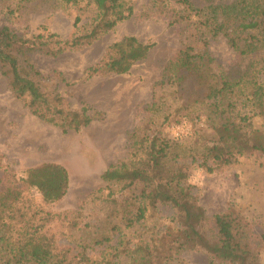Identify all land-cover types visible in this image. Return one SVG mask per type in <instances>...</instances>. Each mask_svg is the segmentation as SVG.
<instances>
[{
    "label": "rangeland",
    "instance_id": "rangeland-1",
    "mask_svg": "<svg viewBox=\"0 0 264 264\" xmlns=\"http://www.w3.org/2000/svg\"><path fill=\"white\" fill-rule=\"evenodd\" d=\"M193 1L200 7L210 4L207 0ZM131 2L133 15L100 35L91 45L67 50L54 57L40 51L20 54L21 61L28 58V62L36 64L43 74L34 77L44 90L63 95L74 109L88 108L93 120L80 131L64 132L59 125L34 115L26 102L13 94L8 77L0 67V178L10 173L22 178L30 167L44 162L61 163L68 169L70 188L61 201L48 204L35 188L27 192L41 208L53 214L61 213L62 216L55 217L46 228L61 245L73 247L74 240L89 242L104 232L110 234L111 223L118 220L124 226L120 219L126 205L109 201L108 185L102 179V173L111 164L128 159L134 147L140 174L143 178L154 177L149 151L142 141L133 145L135 131L150 126L154 133L188 144L196 141L199 134L209 138L217 136L212 125L227 124V147L250 146L246 133L248 125L241 122L236 112L226 105L214 112L210 105L213 99L194 101L193 93L198 97L207 93L204 85L190 77L186 91L163 79V75L169 60L187 45L194 46L197 51L206 48L208 66L220 78L252 76L253 66L261 60L255 55L240 57L224 35L208 37L205 46L207 37L197 33L194 25L188 21H175L174 8L180 10L182 7L174 0ZM94 8L90 0H79L76 5H64L60 0H0V30L9 26L25 37L55 33L63 39H71L84 29L82 25L90 24ZM76 17L81 18L78 24ZM125 36H135L153 44L147 57L136 62L126 73L90 76L88 68L104 57L109 45ZM6 44L0 34V47ZM260 79L264 80V74ZM154 103H157L156 107H152ZM207 114L216 115L209 120ZM252 121L254 126L264 128V116L255 115ZM181 162L189 164L188 182L193 185L198 203L205 210L202 232L211 233L213 215L226 210L230 204L240 208L251 221L259 222L255 231H262L264 153L247 155L240 158L239 163L223 166L213 173H208L197 162L189 163L187 157ZM112 186L115 198L125 200L126 204L133 203V194L141 188L135 185L122 190L120 185ZM100 188L104 190L99 191ZM117 209L119 214H116ZM157 214L149 222H158L161 226L171 223V207L161 206ZM110 215L114 217L112 221ZM139 224L135 226L140 227ZM186 244L187 248L171 264H208V255L196 247L195 233L191 229L186 231Z\"/></svg>",
    "mask_w": 264,
    "mask_h": 264
},
{
    "label": "trees",
    "instance_id": "trees-1",
    "mask_svg": "<svg viewBox=\"0 0 264 264\" xmlns=\"http://www.w3.org/2000/svg\"><path fill=\"white\" fill-rule=\"evenodd\" d=\"M60 1L64 5L79 2ZM174 1L182 7L180 10L174 8L175 21H188L194 25L197 33L207 37L205 46L208 37L224 35L240 57L255 55L261 60L253 66L252 76L242 74L235 79H222L210 70L206 48L197 51L194 46L187 45L169 60L163 75V79L186 91L190 77L204 85L207 93L203 97L193 93L194 101L213 99L210 105L214 112L224 105L236 112L241 122L248 125L246 133L250 146L227 147V124L212 125L217 136L209 138L199 134L196 141L188 144L154 133L150 126L135 131L133 145L142 141L149 151L154 177H142L134 147L128 159L111 164L102 173V179L108 185L109 201L126 205L120 219L124 226L118 223L119 220L112 222L110 234L104 232L89 242L74 240L73 247L59 244L46 229L55 217L62 216L61 213L53 214L27 196L28 190L35 188L43 202L61 201L70 188L68 169L61 163L44 162L30 167L22 178L7 174L0 178V264H171L187 248L188 229L195 233L196 247L206 251L208 264L264 263V228L257 233L255 229L259 222L248 219L235 204L213 215L211 233L201 231L206 220L205 210L198 203L193 185L188 182L189 164L181 162L187 157L189 163L197 162L208 173H213L223 166L239 163L240 158L247 155L264 153V128L254 126L252 121L255 115L264 116V80L260 79L264 74L261 71L264 70V0L230 3L207 0L210 4L204 7L196 6L193 0ZM90 2L95 6L92 21L87 26L82 25L84 29L71 39H63L55 33L25 37L9 26L0 30L7 41L0 47V67L8 77L9 88L26 102L34 115L59 125L64 132L80 131L88 126L93 120L88 108L74 109L63 95L44 90L34 77L43 74L36 64L28 62V58L21 61L20 54L40 51L54 57L67 50L83 48L134 13L131 0ZM80 21L81 18L76 17L75 23ZM152 46L135 36H125L109 45L104 57L88 68V73L90 76L126 73L136 62L147 57ZM156 105L154 103L152 107ZM207 115L209 119L216 114ZM115 184L122 186V190L135 185L141 188L133 194V203L126 204L125 200L115 198L112 186ZM161 206L173 210L171 223L162 226L158 222H149L158 215ZM119 212L117 209L116 214ZM113 218L110 215V221ZM138 223L140 227L135 226ZM143 225L146 228H141ZM115 235L117 239H113Z\"/></svg>",
    "mask_w": 264,
    "mask_h": 264
}]
</instances>
